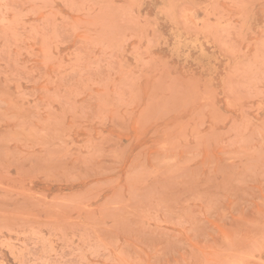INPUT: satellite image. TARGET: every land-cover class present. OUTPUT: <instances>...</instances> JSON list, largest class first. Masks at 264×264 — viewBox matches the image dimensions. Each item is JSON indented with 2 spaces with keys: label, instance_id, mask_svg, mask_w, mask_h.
I'll use <instances>...</instances> for the list:
<instances>
[{
  "label": "rangeland",
  "instance_id": "rangeland-1",
  "mask_svg": "<svg viewBox=\"0 0 264 264\" xmlns=\"http://www.w3.org/2000/svg\"><path fill=\"white\" fill-rule=\"evenodd\" d=\"M0 264H264V0H0Z\"/></svg>",
  "mask_w": 264,
  "mask_h": 264
}]
</instances>
